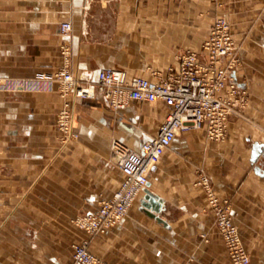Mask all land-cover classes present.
I'll return each instance as SVG.
<instances>
[{"label": "crops", "instance_id": "obj_1", "mask_svg": "<svg viewBox=\"0 0 264 264\" xmlns=\"http://www.w3.org/2000/svg\"><path fill=\"white\" fill-rule=\"evenodd\" d=\"M221 16L243 56L237 75L247 104L221 140L204 128L174 138L146 188L162 201L151 210L160 219L147 213L145 190L117 226L88 233L76 218L125 180L112 139L140 149L170 109L160 100L115 111L103 97H70L79 137L64 144L61 46L71 45L76 75L120 68L154 79L180 66L181 51L200 52ZM0 42V264H69L85 240L108 264H232L198 184L204 175L231 201L252 264H264V0H0Z\"/></svg>", "mask_w": 264, "mask_h": 264}, {"label": "built area", "instance_id": "obj_2", "mask_svg": "<svg viewBox=\"0 0 264 264\" xmlns=\"http://www.w3.org/2000/svg\"><path fill=\"white\" fill-rule=\"evenodd\" d=\"M72 28L69 21L61 24L63 34H69ZM61 50L64 64L56 73L55 81L65 99L57 117V128L64 144L79 137L74 129L73 100L70 97H103L115 111L123 110L134 102L154 103L160 100L170 109L158 134L145 141L140 149L118 138L112 139L111 157L125 174V180L113 197L101 201L95 212L76 218L75 223L90 234L107 233L125 218L145 192L152 169L179 133L204 128L210 139L221 140L227 134L230 117L247 104L248 89L239 82L237 75L241 57L231 25L223 16L215 20L200 52L192 49L181 51L178 55L180 66L158 70L154 72V79L142 75L129 76L125 69L120 68L101 69L97 79L90 71L76 75L72 70L71 45L64 43ZM5 83L6 80L0 78V88ZM198 184L206 191L232 264H252L228 200L215 192L209 177L201 176ZM73 248L69 264H108L90 250L87 240L75 243Z\"/></svg>", "mask_w": 264, "mask_h": 264}, {"label": "water", "instance_id": "obj_3", "mask_svg": "<svg viewBox=\"0 0 264 264\" xmlns=\"http://www.w3.org/2000/svg\"><path fill=\"white\" fill-rule=\"evenodd\" d=\"M146 197H145V203L144 206L147 210V213L150 214L153 217H156V213L155 212H160L162 209V201L159 199L158 196H156L155 194H153L151 191H149L148 189L146 190ZM153 210V211H151ZM158 219H160L159 217H156Z\"/></svg>", "mask_w": 264, "mask_h": 264}, {"label": "rangeland", "instance_id": "obj_4", "mask_svg": "<svg viewBox=\"0 0 264 264\" xmlns=\"http://www.w3.org/2000/svg\"><path fill=\"white\" fill-rule=\"evenodd\" d=\"M213 2H217V0H212ZM233 34V33H232ZM238 54H239V56L241 57V66L243 65V56H241V53H240V51H239V48H238ZM240 66V67H241ZM247 99H248V97H247ZM228 200V204L230 205V210H231V215H232V217H233V220H234V216H233V213H232V203H231V201L229 200V199H227ZM90 214V213H89ZM216 221V220H215ZM234 222H235V220H234ZM235 224L237 225V223L235 222ZM238 226V225H237ZM238 228H239V226H238ZM239 231H240V229H239ZM240 234H241V232H240ZM241 238H242V236H241ZM242 242H243V239H242ZM243 244H244V242H243ZM245 246V245H244ZM246 248V247H245ZM247 250V249H246ZM190 263V262H189Z\"/></svg>", "mask_w": 264, "mask_h": 264}]
</instances>
